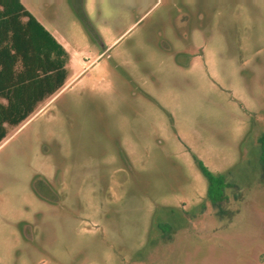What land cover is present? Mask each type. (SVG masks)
Masks as SVG:
<instances>
[{
    "label": "rangeland",
    "instance_id": "374dc122",
    "mask_svg": "<svg viewBox=\"0 0 264 264\" xmlns=\"http://www.w3.org/2000/svg\"><path fill=\"white\" fill-rule=\"evenodd\" d=\"M24 2L93 63L0 143V264H264V0Z\"/></svg>",
    "mask_w": 264,
    "mask_h": 264
},
{
    "label": "trees",
    "instance_id": "16d2710c",
    "mask_svg": "<svg viewBox=\"0 0 264 264\" xmlns=\"http://www.w3.org/2000/svg\"><path fill=\"white\" fill-rule=\"evenodd\" d=\"M74 8L90 28L84 13ZM66 61L64 49L18 0H0V143L9 129L24 123L62 88ZM194 160L207 180L206 196L219 210L222 202L213 200L212 191L231 185L223 174H213Z\"/></svg>",
    "mask_w": 264,
    "mask_h": 264
},
{
    "label": "crops",
    "instance_id": "0c3cea01",
    "mask_svg": "<svg viewBox=\"0 0 264 264\" xmlns=\"http://www.w3.org/2000/svg\"><path fill=\"white\" fill-rule=\"evenodd\" d=\"M27 11H29L33 17L39 22V20L37 19V17L30 11L27 9L26 4L24 2V0H18ZM79 0H69V3L71 4L72 7H74V5H77V3ZM40 23V22H39ZM45 30L55 39V41L64 49V51L67 54V61L65 63V70L67 72V76H66V80L64 82V85L62 86L61 89H59L55 94H57L58 92H60V90H62L67 84L66 81L68 79V76L70 75V73H72L75 69H80V71L77 73L76 77H78L79 75H83L87 72L88 69L91 68V63H89V59L86 53H82V52H78L76 50L71 51L70 48V44L65 40V38H63L62 36H60L58 33H56L55 31H51L49 30L47 27H45L42 23H40ZM98 38V37H97ZM198 58L194 57V59H192L190 61V66L193 67L194 65L196 66V60ZM204 59L203 57L200 58L201 61H199L200 63H197V65H199L200 67H205V63H204ZM194 66V67H195ZM89 67V68H88ZM54 96V95H53ZM52 96V97H53ZM50 97V98H52ZM162 109H164L163 107H161ZM178 145L182 147L183 151L185 154L190 155L191 158L194 160V158H196L197 160H199L204 166L205 163L202 161V157H200L191 147L190 145L186 144L183 142V140L178 136L175 135V138ZM125 156L127 158V161L129 163L130 167H137L138 164L141 162L142 163V154L141 151L139 150L138 144L136 143H127L125 145ZM195 161V160H194ZM196 163V162H195ZM206 167V166H205ZM207 168V167H206ZM219 172V171H218Z\"/></svg>",
    "mask_w": 264,
    "mask_h": 264
}]
</instances>
